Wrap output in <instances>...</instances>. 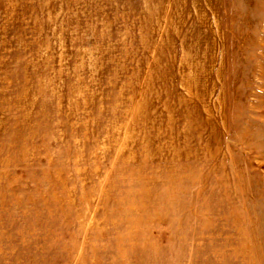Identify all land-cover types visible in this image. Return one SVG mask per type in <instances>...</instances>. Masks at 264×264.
Segmentation results:
<instances>
[{
	"label": "rangeland",
	"instance_id": "1",
	"mask_svg": "<svg viewBox=\"0 0 264 264\" xmlns=\"http://www.w3.org/2000/svg\"><path fill=\"white\" fill-rule=\"evenodd\" d=\"M0 264H264V0H0Z\"/></svg>",
	"mask_w": 264,
	"mask_h": 264
}]
</instances>
